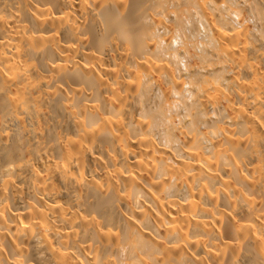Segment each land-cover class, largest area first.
Listing matches in <instances>:
<instances>
[{
	"label": "bare ground",
	"instance_id": "1",
	"mask_svg": "<svg viewBox=\"0 0 264 264\" xmlns=\"http://www.w3.org/2000/svg\"><path fill=\"white\" fill-rule=\"evenodd\" d=\"M0 264H264V0H0Z\"/></svg>",
	"mask_w": 264,
	"mask_h": 264
}]
</instances>
